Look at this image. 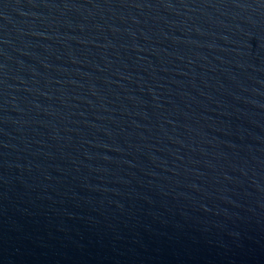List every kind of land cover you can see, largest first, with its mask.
<instances>
[{
  "label": "water",
  "instance_id": "1",
  "mask_svg": "<svg viewBox=\"0 0 264 264\" xmlns=\"http://www.w3.org/2000/svg\"><path fill=\"white\" fill-rule=\"evenodd\" d=\"M0 264H264V0H0Z\"/></svg>",
  "mask_w": 264,
  "mask_h": 264
}]
</instances>
